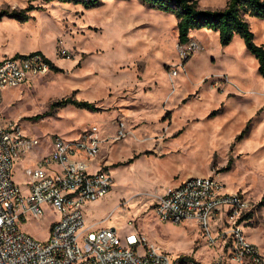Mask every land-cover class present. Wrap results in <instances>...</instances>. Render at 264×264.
I'll use <instances>...</instances> for the list:
<instances>
[{
	"label": "rangeland",
	"instance_id": "obj_1",
	"mask_svg": "<svg viewBox=\"0 0 264 264\" xmlns=\"http://www.w3.org/2000/svg\"><path fill=\"white\" fill-rule=\"evenodd\" d=\"M29 1L0 0V12L40 8L23 24L0 20V49L44 54L60 71L6 90L0 112L42 141L35 154L48 151L51 137L72 141L89 127L100 129L107 140L102 156L114 183L92 219L113 226L120 236L139 232L174 261L236 264L222 237L214 234L209 241L194 222L160 223L153 210L156 197L168 188L190 178L215 177L227 192L245 194L252 207L240 223L248 241L264 253V79L243 38L223 47L209 29L191 33L202 49L173 77L171 71L181 65L174 15L137 0H104L89 10ZM198 1L200 8L214 11L228 0ZM249 24L256 44L264 46V20L249 18ZM67 98L99 110L50 109ZM39 115L46 116L35 120ZM120 119L127 135L113 142L114 122ZM34 157L31 153L27 162ZM27 162H16L13 170L24 195L29 193ZM56 219L48 212L23 230L46 241Z\"/></svg>",
	"mask_w": 264,
	"mask_h": 264
},
{
	"label": "built area",
	"instance_id": "obj_2",
	"mask_svg": "<svg viewBox=\"0 0 264 264\" xmlns=\"http://www.w3.org/2000/svg\"><path fill=\"white\" fill-rule=\"evenodd\" d=\"M202 49L190 39L179 45L183 67ZM66 52H64L65 54ZM51 65L41 53L5 58L0 62V107L8 89L20 87L31 77L45 74ZM113 142L127 135L126 123L114 122ZM104 140L97 126L84 130L79 138L67 141L61 136L49 139V153L33 168L24 170V195L13 180L16 162L37 149L42 141L27 135L21 126L7 122L0 112V264H195L185 258L174 261L139 232L120 236L115 228L86 225L85 208L112 189L114 178L106 157ZM241 192H227L215 177L190 178L156 197L154 214L163 224L194 222L209 241L214 234L229 242L236 264H264V253L246 238L240 221L251 210ZM48 212L57 216L46 241L23 230L30 221L42 220ZM134 227V222L129 221Z\"/></svg>",
	"mask_w": 264,
	"mask_h": 264
},
{
	"label": "trees",
	"instance_id": "obj_3",
	"mask_svg": "<svg viewBox=\"0 0 264 264\" xmlns=\"http://www.w3.org/2000/svg\"><path fill=\"white\" fill-rule=\"evenodd\" d=\"M40 1L44 4L58 2L61 4H73L82 6L84 9H93L103 5L104 0H30L29 3ZM128 1V0H122ZM143 6L174 15L177 20L178 40L183 45L189 42L190 34L204 28L209 29L219 35L220 43L223 47L229 46L236 36H241L247 50L255 56L258 61L259 74L264 79V46H259L255 42L254 33L249 24V18L264 20V0H228L222 10H206L199 6L198 0H137ZM40 9L29 6L22 10L1 11L0 20L4 17L15 20L19 23L28 22L31 17L30 12ZM52 71H60L48 59ZM72 105L79 109H86L92 112L99 109L93 103L79 101L73 98L63 99L51 105V110L64 108ZM46 115H39L35 120H41ZM246 131L237 138L241 139ZM264 204V198L261 205Z\"/></svg>",
	"mask_w": 264,
	"mask_h": 264
},
{
	"label": "crops",
	"instance_id": "obj_4",
	"mask_svg": "<svg viewBox=\"0 0 264 264\" xmlns=\"http://www.w3.org/2000/svg\"><path fill=\"white\" fill-rule=\"evenodd\" d=\"M192 37L195 36V35H198L197 31H193L192 32ZM16 50L14 48H8V49H0V62L2 60H4L5 58H9V57H13V56H20V55H25V54H30V53H21V54H17V53H14ZM44 55V54H43ZM45 56V55H44ZM46 57V56H45ZM47 58V57H46ZM134 115V114H133ZM137 116V115H135ZM4 117V116H3ZM5 119V118H4ZM7 122H9L10 120H7L5 119ZM12 122V121H10ZM28 135V134H27ZM35 150L31 153H33L35 155L34 159L31 160L30 162H27V158L31 155V153H29L25 159H23L21 162H27L25 163L26 168H33L35 167L38 162L44 157L46 156L48 153H49V149L46 153L44 154H35L34 153ZM25 187H26V183H25ZM98 202V201H97ZM97 202L95 203H90L86 206L85 208V216H86V225L87 226H90L92 228H112L113 229V226H101L100 222H97L95 221L94 219H92V215H93V212L94 210L97 208Z\"/></svg>",
	"mask_w": 264,
	"mask_h": 264
}]
</instances>
